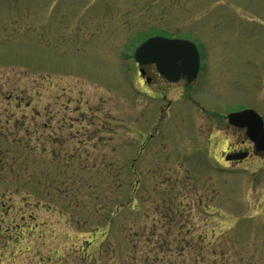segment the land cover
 Here are the masks:
<instances>
[{"label":"rangeland","instance_id":"1","mask_svg":"<svg viewBox=\"0 0 264 264\" xmlns=\"http://www.w3.org/2000/svg\"><path fill=\"white\" fill-rule=\"evenodd\" d=\"M152 35L199 43L196 92L144 81ZM246 107L264 0H0V264H264V152L225 115Z\"/></svg>","mask_w":264,"mask_h":264},{"label":"water","instance_id":"2","mask_svg":"<svg viewBox=\"0 0 264 264\" xmlns=\"http://www.w3.org/2000/svg\"><path fill=\"white\" fill-rule=\"evenodd\" d=\"M134 59L140 66L154 63L157 71L170 81H176L181 73L192 79L199 69V54L196 45L187 39L150 36L134 49ZM180 62V63H179ZM228 122L237 127H246L247 137L254 142L255 152L264 151V125L262 117L253 109L233 111L227 115ZM247 152H237L226 159H242Z\"/></svg>","mask_w":264,"mask_h":264},{"label":"flooded vegetation","instance_id":"3","mask_svg":"<svg viewBox=\"0 0 264 264\" xmlns=\"http://www.w3.org/2000/svg\"><path fill=\"white\" fill-rule=\"evenodd\" d=\"M177 37L181 38L180 36H177ZM183 38H185V37H183ZM191 41H193L196 44L198 52H199V69H198L197 74L195 75V77H193L192 79H188V75L186 73H181L180 76L176 79V81H170V80L166 79L163 75H161L156 70L155 64L150 63V64H146V65L143 66V72H144L143 79H144V81L146 83H148V84L156 83L157 85H160L161 87H163V85L175 84L177 82H181V83L184 84V87H185L186 91L188 90L190 92V94L192 92H196V89H197L196 81H197L199 75L201 74V70H202V50L200 49V45H199V43L197 41H195V40H191ZM163 97H165V95H163ZM240 109H242V108L230 109V110L226 111L225 115H227L228 112L235 111V110H240ZM231 127L235 128L237 130L243 131V136H244V134L246 135L245 127H234L232 125H231ZM242 141L244 143V139L243 138L241 139V141H239V143H241ZM243 150H245V149L241 148V149L233 150V151H230V152L234 153V152L243 151ZM253 152L256 153V154L261 153V152H255L254 151V144H253ZM225 156H226V153H225ZM241 160H243V159H239V160H235L234 159V160H231V161L238 162V161H241Z\"/></svg>","mask_w":264,"mask_h":264},{"label":"trees","instance_id":"4","mask_svg":"<svg viewBox=\"0 0 264 264\" xmlns=\"http://www.w3.org/2000/svg\"><path fill=\"white\" fill-rule=\"evenodd\" d=\"M2 205L4 206V210H2V208L0 209V232H1V230H8V229H11V228H16V227H18V223H16V222H14V223H11V225L10 226H5L7 223H6V218H4V217H2V215H7L9 212H10V209H11V207H9V205H6L5 203H2ZM22 219H23V217H22ZM3 225L5 226V227H3ZM26 251V250H25ZM24 250H21V249H19L18 250V253H20L19 254V256L20 255H23V254H26V253H24L25 252ZM10 255H16L15 254V252L14 251H12L11 252V254ZM27 257H29V256H27ZM20 258H21V256H20ZM22 259V262H23V264H25L26 263V260H24V258H21ZM27 259V258H26ZM13 261V260H12ZM11 263V262H10ZM11 264H14V261L11 263ZM136 264H139V263H136ZM143 264H150V263H143Z\"/></svg>","mask_w":264,"mask_h":264}]
</instances>
